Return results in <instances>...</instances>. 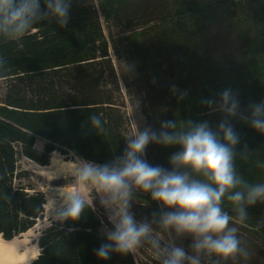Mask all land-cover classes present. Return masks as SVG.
<instances>
[{
	"label": "trees",
	"instance_id": "16d2710c",
	"mask_svg": "<svg viewBox=\"0 0 264 264\" xmlns=\"http://www.w3.org/2000/svg\"><path fill=\"white\" fill-rule=\"evenodd\" d=\"M69 15L64 28L49 18L18 41L0 39L6 61L0 68V237L6 242L31 229L45 205L41 192L23 184L27 174L18 170V153L40 166L49 164L53 152L96 163L123 153L128 132L111 45L142 99L147 125L157 131L162 121H174L173 85L198 99L193 122L207 121L213 130L226 117L203 100H218L227 88L237 94L241 111L264 100V0H72ZM101 20L120 30L116 38L107 39ZM93 114L100 116L102 131L92 129ZM231 123L240 137L238 173L249 183H264V135L239 118ZM178 150L149 144L146 153L154 165L169 169ZM223 208L235 216L230 202ZM247 212L246 221L233 226L249 255L222 264H264V203ZM101 227L93 208L75 222H52L30 264H137L131 253L96 256L107 242Z\"/></svg>",
	"mask_w": 264,
	"mask_h": 264
},
{
	"label": "clouds",
	"instance_id": "9594fccd",
	"mask_svg": "<svg viewBox=\"0 0 264 264\" xmlns=\"http://www.w3.org/2000/svg\"><path fill=\"white\" fill-rule=\"evenodd\" d=\"M71 6L72 0H0V39L18 41L49 18L64 28ZM5 63L0 57V68ZM186 95L181 93L179 99ZM202 103L226 117L216 130L207 121L166 120L158 131L151 126L141 130L135 123V131L124 137L123 153L113 160L96 163L77 157L68 174L71 184L58 188L59 207L53 198L51 222L63 226L79 220L86 208L94 209L95 193L111 225L103 229L107 242L95 250L101 260L112 253H134L145 243L155 250L159 264H222L238 255L247 257L233 225L246 221L249 207L264 203V183H249L238 173L235 148L240 137L231 120L239 118L264 135V100L241 111L237 94L227 88L218 100ZM89 121L92 129L103 130L99 115L93 114ZM149 144L178 146L169 157V169L148 163ZM136 191L150 194L168 211L138 221L131 211ZM225 201L231 203L235 216L224 210ZM153 224L168 233L167 241ZM184 237H191L190 252L176 243Z\"/></svg>",
	"mask_w": 264,
	"mask_h": 264
},
{
	"label": "rangeland",
	"instance_id": "374dc122",
	"mask_svg": "<svg viewBox=\"0 0 264 264\" xmlns=\"http://www.w3.org/2000/svg\"><path fill=\"white\" fill-rule=\"evenodd\" d=\"M101 23L107 39L109 40L110 35H113V37L116 38L120 30L115 29L111 25H107L103 20H101ZM110 59L115 69L120 86L119 104L122 106L125 114L128 136L135 131V123L142 130L144 127L148 126L147 120L142 111V99L138 97L131 84V81L127 78L123 63L115 54L112 45L110 47ZM254 67L257 70L256 65H254ZM255 69H253V71H256ZM257 72L259 71L257 70ZM173 86L171 87L170 93L177 106L176 112L174 113V121L178 120L181 124L189 120L194 121L198 117V110L200 105L198 99H191L187 95L184 99H179L181 93L183 92L175 87L176 91L174 93ZM4 87L5 82L0 80V99L3 97ZM35 147L41 150L43 148V142L37 140L35 142ZM145 159L148 161V163L154 165L152 158L147 153ZM75 160L76 157H74L72 154L62 155L58 152H53L51 154L49 164L46 166H40L24 158L18 153V170H22L23 172H25V174H27V177L23 180V184L25 186H30L33 191L41 192L44 195L45 204H47L46 208H44L42 217L36 221L35 225L31 229L28 230L29 232L27 231L28 233L26 232L14 238L17 242L22 243L26 249L38 251L40 253L37 241L41 232L49 227L52 223L50 220V215L53 198L56 199L57 207H59L60 200L57 193L58 188L67 184H71L72 178L68 174L71 173V169H73L74 167L72 162H74ZM93 196V210L102 220L100 233L101 235H103L104 227L107 226L108 228H111V225L108 221L107 213L100 206L99 199L95 197V193H93ZM133 196L134 197L131 205V211L138 221L144 219L151 220L153 214H156L158 217L161 211L168 210L162 209L160 204L152 201L150 194L136 191L133 193ZM35 226L41 227V231H32ZM153 228L157 229V232H159L162 241H167L169 239L168 233L158 229L157 225L153 224ZM37 233L39 235L37 239H34ZM176 243L179 246H182L186 251L190 252L191 244L187 241L179 239L176 241ZM131 254L137 264H159V260L157 259L155 250L152 249V247L147 243H145L143 247L138 248L134 253Z\"/></svg>",
	"mask_w": 264,
	"mask_h": 264
},
{
	"label": "bare ground",
	"instance_id": "6f19581e",
	"mask_svg": "<svg viewBox=\"0 0 264 264\" xmlns=\"http://www.w3.org/2000/svg\"><path fill=\"white\" fill-rule=\"evenodd\" d=\"M46 206L47 204L44 205V208ZM32 231H41V227L35 226ZM38 235L37 233L34 239H37ZM38 255V251L26 249L22 243L17 242L15 239L6 242L0 237V264H30Z\"/></svg>",
	"mask_w": 264,
	"mask_h": 264
},
{
	"label": "water",
	"instance_id": "95a60500",
	"mask_svg": "<svg viewBox=\"0 0 264 264\" xmlns=\"http://www.w3.org/2000/svg\"><path fill=\"white\" fill-rule=\"evenodd\" d=\"M11 241V240H10ZM10 241H7V242H10Z\"/></svg>",
	"mask_w": 264,
	"mask_h": 264
}]
</instances>
